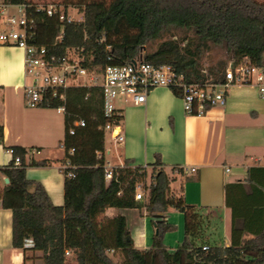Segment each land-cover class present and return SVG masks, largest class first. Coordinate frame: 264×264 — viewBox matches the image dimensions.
I'll return each mask as SVG.
<instances>
[{
	"label": "trees",
	"instance_id": "obj_1",
	"mask_svg": "<svg viewBox=\"0 0 264 264\" xmlns=\"http://www.w3.org/2000/svg\"><path fill=\"white\" fill-rule=\"evenodd\" d=\"M13 4L27 0H7ZM84 13L83 22L65 23L45 11H34L37 43L51 46L56 36L66 31L61 43L66 48H83L85 66L126 64L142 54L156 65L169 64L188 81H224L226 65L218 61L203 67V53L209 42L226 48L234 63L249 58L264 65V3L255 0H64ZM177 30L193 32L177 36ZM155 48L148 45L165 35ZM101 38H105L100 42ZM58 53L61 49L56 48ZM64 105L65 160L77 165L74 177L65 176L63 205L54 204L44 184L27 176L29 165L46 161H27L33 148L13 149L10 162L0 167L9 179L0 197L1 206L12 211V246L43 253V264H264V165L249 167L243 178L224 185L225 206L232 212V234L228 245H210L203 234L208 226L201 210L171 192V177L164 169L148 174L139 172L126 160L105 179L104 157L107 123L119 125L122 116L106 117L102 90L96 86L66 89V101L57 100L39 107ZM77 119L84 127L74 135L69 129ZM0 143L4 128L0 125ZM74 152L71 153V149ZM20 157V163L15 158ZM144 183L145 197L138 202L136 185ZM144 207L151 215L175 208L185 216V235L174 249L164 243L166 232L176 230L165 219L154 221L156 233L148 249L138 248L122 214L106 216L108 208ZM206 224V225H205ZM209 245V244H208ZM120 255V261L114 259Z\"/></svg>",
	"mask_w": 264,
	"mask_h": 264
},
{
	"label": "crops",
	"instance_id": "obj_2",
	"mask_svg": "<svg viewBox=\"0 0 264 264\" xmlns=\"http://www.w3.org/2000/svg\"><path fill=\"white\" fill-rule=\"evenodd\" d=\"M24 81L19 82L23 88ZM7 87V84L0 85V125L4 128V143H0V167L8 164L12 158L8 147L33 148L27 161L45 160L46 164L29 165L27 176L41 181L54 204L63 205L65 174L61 166L66 161L62 145L66 126L65 115L63 118L61 114L64 112L55 108V113L44 107L32 111L20 99L15 113L10 114L11 99ZM258 92L253 86H232L226 105L211 108L202 116L188 115L182 99L166 87L152 90L142 104L118 101L117 107L122 116L119 129L125 140L115 142L109 134L104 160L113 167H122L129 160L132 167L148 174V182L154 169L164 168L172 179L171 191L179 192L187 203L197 205L203 215L211 213L210 218H206L208 244L222 245L219 241L223 239V245H228V235L221 228V223L215 224L212 215L218 214L221 219L223 216L220 214L228 208L224 202V185L230 181L229 177L238 175L235 180L243 178L249 167L264 165L260 163L262 159L258 154L264 153V99ZM57 142L61 150L59 153L55 150ZM246 147L249 152L244 149ZM45 148L57 154L38 158L37 155ZM247 159L254 163H247ZM192 166L197 168L196 172L184 170V167ZM226 167L231 169L229 177L226 176ZM0 178L5 184L8 183L5 176L0 175ZM4 188L5 185L0 183V197ZM143 200L137 201L141 203ZM9 210L0 205V264H29L32 254L37 256L41 251H25L12 246V211L10 214ZM116 214L126 217L138 248L151 247L156 233L154 221L158 219H165L177 226L176 230L164 235L168 248L177 247L172 246V240L180 243L184 239L185 216L175 208L171 207L158 216L151 215L144 207L108 208L105 211L106 216ZM218 226L221 233L217 232ZM41 262L39 264H43V260ZM72 262L75 264V261Z\"/></svg>",
	"mask_w": 264,
	"mask_h": 264
},
{
	"label": "built area",
	"instance_id": "obj_3",
	"mask_svg": "<svg viewBox=\"0 0 264 264\" xmlns=\"http://www.w3.org/2000/svg\"><path fill=\"white\" fill-rule=\"evenodd\" d=\"M11 6H18L19 14L9 11ZM45 11L50 17H58L61 22H83V17L75 18L70 14V7L63 3H53L45 6L22 3L13 4L7 0H0V44L15 45L21 47L25 53L24 81L25 103L28 107H39L44 103L57 100L66 101V89L80 86H96L102 90L103 109L106 117L121 116L117 102H132L142 104L147 100L148 94L159 87L171 89L184 104L188 115H206L214 107L225 106L228 101L229 89L235 85H248L256 87L262 99H264V65L253 63L249 58L241 62L230 63L225 69L224 81L203 82L188 81L185 75L172 65H156L147 61L142 54L137 55L126 64L108 65L100 71L98 67L85 66L86 55L83 48L70 46L63 48L61 43L67 37L62 30L54 39L51 46L37 43V23L34 11ZM105 38H101L103 42ZM61 49L58 53L56 48ZM83 77L84 81H79ZM60 112L65 111L64 105L56 108ZM85 119H77L69 129V134L74 135L78 128L84 127ZM115 142H123L124 135L119 125L107 123L104 127ZM13 154V149L7 150ZM74 148L71 149V153ZM104 152L97 151L98 160ZM15 163H20V157L15 158ZM107 182L113 177V167L109 162H104ZM74 165L66 160L61 170L67 177H74ZM187 172L194 173L196 167H184ZM231 169L226 167V176L229 177ZM135 197L143 200L145 197L144 183L136 185ZM2 201L0 199V205ZM208 250L210 245L202 246Z\"/></svg>",
	"mask_w": 264,
	"mask_h": 264
},
{
	"label": "rangeland",
	"instance_id": "obj_4",
	"mask_svg": "<svg viewBox=\"0 0 264 264\" xmlns=\"http://www.w3.org/2000/svg\"><path fill=\"white\" fill-rule=\"evenodd\" d=\"M29 3H33V4H37V5H41V6H45V5H49V4H53V3H62L64 0H27ZM76 1V0H75ZM256 2L259 3H264V0H255ZM9 11L11 13L14 14H19L20 13V9L18 6H11L9 8ZM70 14L75 17V18H80L83 17V12L80 9H76L73 7H70L69 9ZM176 35L180 36V35H184L186 33H188L189 35H193V32H187L185 30H177L176 31ZM168 34L165 35L163 37V39H158L156 41L151 42L148 45L147 51L152 50L153 48H155L157 46V44L162 41L167 39ZM218 61H224L225 64H227L226 66L230 65V63L233 62V59L227 54L226 52V48L221 46V45H216L212 42L208 43V46L206 47V49L204 50L203 53V58H202V64L204 68H208L210 65L212 64H216ZM26 78V74H25V53L24 50L21 47L15 46V45H6V44H0V85L5 86L7 84V88H8V96L11 99V107H10V114L15 113L16 110V104L20 102V99L23 102V105L27 108L30 109L32 111H35L38 108L41 107H28L25 103V92H24V88L20 86V81L25 80ZM85 79L83 77L79 78V81H84ZM231 89V88H230ZM2 92H0L1 95ZM259 95V92H258ZM120 102H124L123 100H119ZM48 109L51 112H55L56 113V109L55 108H45ZM61 115H63L64 118V114L62 113ZM107 138H109V133L106 136ZM58 142L56 143V147H57ZM245 150L247 149V151L249 152V149L246 147L244 148ZM55 150H57V153H59L60 147L57 149L55 148ZM56 152H50L49 148H45L44 151L41 154H38L37 157L38 158H44V157H53L57 154ZM261 155V161L260 163H264V153H258ZM110 156V155H108ZM247 163L249 164H253L254 161L251 159H247ZM143 170H139V172L141 173ZM238 175H232L231 177H229L230 181H233L237 178ZM228 180V179H227ZM149 180H147V184ZM0 183L2 185H5V182L3 180H1L0 178ZM172 194L174 196H180L181 194L179 192H173L171 191ZM10 211V210H9ZM11 214V211L9 212ZM210 214H207L210 218ZM219 217L218 214H213L212 218L215 219V224L216 225H220L221 223V228L226 232V234L228 235L230 241H231V234H232V212L230 208H226L224 210V212H222V214H220ZM204 216V221H207V217L205 214ZM10 223L12 224V217H10ZM206 225V224H205ZM221 228L220 226H218L217 228V232L221 233ZM209 229H207V227L204 230V239L205 241H209L208 240V236H209ZM213 236H216V234H214ZM213 240V239H211ZM182 243V241L180 243H177L176 241L172 240V246H179ZM225 241L222 239L219 241V244H224ZM29 255H31L29 253ZM114 259L116 261H120V255H115ZM43 260V254L40 252L37 254V256L34 254H32L31 256V260L29 261V264H39L42 263L41 261ZM74 261L73 255L69 254L68 255V263L72 264Z\"/></svg>",
	"mask_w": 264,
	"mask_h": 264
},
{
	"label": "water",
	"instance_id": "obj_5",
	"mask_svg": "<svg viewBox=\"0 0 264 264\" xmlns=\"http://www.w3.org/2000/svg\"><path fill=\"white\" fill-rule=\"evenodd\" d=\"M5 181H6V182H8V181H9V179H8V178H5ZM156 232H157V231H156Z\"/></svg>",
	"mask_w": 264,
	"mask_h": 264
}]
</instances>
